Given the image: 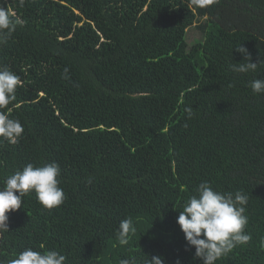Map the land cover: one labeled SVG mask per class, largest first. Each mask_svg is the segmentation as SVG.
I'll return each mask as SVG.
<instances>
[{
	"label": "trees",
	"instance_id": "1",
	"mask_svg": "<svg viewBox=\"0 0 264 264\" xmlns=\"http://www.w3.org/2000/svg\"><path fill=\"white\" fill-rule=\"evenodd\" d=\"M20 21L0 68L20 77L6 109L24 132L0 137V188L56 162L64 202L35 192L9 212L0 261L25 248L64 264H203L177 224L201 182L248 196L251 239L215 264H264V0H0ZM195 26L202 39L189 44ZM243 46L258 63L237 73ZM67 69V72H65ZM190 108L189 113L186 109ZM131 218L127 245L117 235Z\"/></svg>",
	"mask_w": 264,
	"mask_h": 264
},
{
	"label": "clouds",
	"instance_id": "2",
	"mask_svg": "<svg viewBox=\"0 0 264 264\" xmlns=\"http://www.w3.org/2000/svg\"><path fill=\"white\" fill-rule=\"evenodd\" d=\"M22 2V0H21ZM201 5L212 0H199ZM16 20L8 9L0 7V43L6 42L15 31ZM235 51L242 54L244 63H235L232 71L247 73L256 71L258 63L250 62L251 56L243 46ZM67 72V69H65ZM21 85L20 77L7 67L0 68V137L12 144L18 143L24 127L19 120L11 118L5 111L15 99L17 88ZM250 87L256 94L264 93V79H255ZM191 113V109H186ZM61 169L56 162L36 167L29 163L15 171L4 180L0 188V234L8 230V213L21 209L22 198L35 192L38 202L47 209L60 206L65 200V193L59 187ZM248 196L242 192L222 193L215 190L208 182H201L196 188V195L189 197L179 212L177 224L189 247H194L195 257L203 264H215L222 256L230 253L237 244L247 243L251 236L244 232L248 224L245 205ZM136 227L131 218L120 222L117 230L120 245H127ZM66 257L55 250L36 251L25 248L6 264H64ZM0 264H5L0 261ZM119 264H136L135 259H121ZM146 264H163L159 256H152Z\"/></svg>",
	"mask_w": 264,
	"mask_h": 264
},
{
	"label": "rangeland",
	"instance_id": "3",
	"mask_svg": "<svg viewBox=\"0 0 264 264\" xmlns=\"http://www.w3.org/2000/svg\"><path fill=\"white\" fill-rule=\"evenodd\" d=\"M199 39H202V33L195 26L189 27L187 31L188 43L191 44Z\"/></svg>",
	"mask_w": 264,
	"mask_h": 264
}]
</instances>
